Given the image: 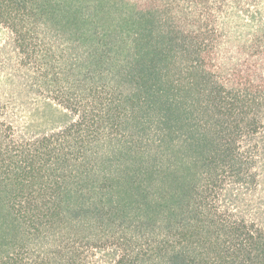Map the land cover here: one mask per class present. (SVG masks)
Wrapping results in <instances>:
<instances>
[{
	"label": "trees",
	"instance_id": "16d2710c",
	"mask_svg": "<svg viewBox=\"0 0 264 264\" xmlns=\"http://www.w3.org/2000/svg\"><path fill=\"white\" fill-rule=\"evenodd\" d=\"M86 3L0 0V264H264V0Z\"/></svg>",
	"mask_w": 264,
	"mask_h": 264
},
{
	"label": "rangeland",
	"instance_id": "374dc122",
	"mask_svg": "<svg viewBox=\"0 0 264 264\" xmlns=\"http://www.w3.org/2000/svg\"><path fill=\"white\" fill-rule=\"evenodd\" d=\"M104 3V0H87V6H86V13L91 12V13H95V11H98V7H100L101 4ZM108 9H111L109 11H107ZM106 13H105V18H107L106 21H113L116 19V14H115V7L111 5V3L109 5H107L106 7ZM102 13H100V11H98V22L101 21L102 19ZM101 16V17H100ZM256 20H259V14L256 15ZM238 24H240V22H238ZM223 27L228 28V29H240V33H246V35L241 39H236V41H230L229 42V50L231 52H237V48L238 47H242L247 39V37L249 36V32H248V28L246 26H241V27H234V23L230 24V25H224L222 24ZM251 32V30H249ZM248 32V33H247ZM9 33L6 29H4L3 27L0 26V53L2 52V48H4L6 45L10 46L9 43ZM4 54V53H3ZM6 55V54H5ZM41 126H39L38 128H35L36 131H40L43 132L45 130L50 129V127H52V125H47L44 123H40ZM264 194V192H263Z\"/></svg>",
	"mask_w": 264,
	"mask_h": 264
}]
</instances>
